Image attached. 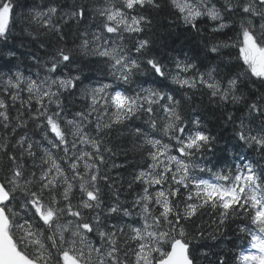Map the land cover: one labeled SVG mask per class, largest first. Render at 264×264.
Instances as JSON below:
<instances>
[{"label": "snow or ice", "instance_id": "6c2138e0", "mask_svg": "<svg viewBox=\"0 0 264 264\" xmlns=\"http://www.w3.org/2000/svg\"><path fill=\"white\" fill-rule=\"evenodd\" d=\"M262 89L264 0H0V264H264Z\"/></svg>", "mask_w": 264, "mask_h": 264}, {"label": "trees", "instance_id": "16d2710c", "mask_svg": "<svg viewBox=\"0 0 264 264\" xmlns=\"http://www.w3.org/2000/svg\"><path fill=\"white\" fill-rule=\"evenodd\" d=\"M20 2L23 4V3L26 2V0H20ZM27 2L30 4L31 0H27ZM42 2H43V0H36L37 4H40ZM69 2H71V0H69ZM17 12L18 13L21 12L19 8L17 9ZM166 15H167V13L165 11L164 13H161V15L156 17V21H157L158 25L160 24L161 20L166 17ZM167 19H171V17H167ZM20 31H21L20 24H19V21H17V25L13 29V35L15 36V40L13 41V38L10 37L9 43H14L16 48L19 49L18 55L20 53H26L28 51H36L37 50L36 47L32 43L29 42L28 38H23V37L20 36ZM169 31H171L173 33V35L170 36L169 35ZM178 31L179 30L176 29L175 26H173L171 29H168L167 28V24H166V20H165L164 26L163 27H157V30H156V33H155V39H156L157 48H159L161 51H164V49L161 47L162 45H164V44L171 45L172 40H176L175 47L177 49H180L181 45L185 44V40L186 39H187V41H189V43L184 47V51H189L191 48H195L197 45H200L201 47H203V44H202L200 38L196 37V36H193V35H191L189 33L180 32L179 37L177 38V32ZM219 39H224V37H219ZM22 44H23V47H21ZM168 50L170 51L171 49L169 48ZM189 54H191L190 51H189ZM225 55H227V51L226 50H225ZM21 58H23V57H21ZM262 90H264V89H262ZM249 102H251V101H249ZM207 103H208L207 102V98L205 97V104H207ZM212 108H214V106L210 105L209 106L210 110L206 113V116H207V120L210 121L209 127L212 128L214 133H216V132H219L221 130V128L223 126V121L222 120H218L216 118L219 115V110H216V112L214 113L213 111H211ZM229 110H234L233 106L229 105ZM236 115L239 116L240 113L237 112ZM230 131H231V128L229 126V132ZM129 159L131 160L132 157L129 156ZM115 160H116L117 163H123V157L122 156L121 157H116ZM129 171H131V169H127L126 171L121 173L125 177V180L128 179V172ZM111 174L115 177L116 174H117L116 170H113ZM124 187L127 188V184L126 183L124 184ZM124 198H126L125 194H122L121 195V199H124ZM203 219L205 221H207L208 220L207 215H204ZM197 223H200L199 219L197 220ZM205 227H208V225L205 224ZM208 230L211 231V228H208ZM206 243L211 245V244H214L215 242L209 240Z\"/></svg>", "mask_w": 264, "mask_h": 264}, {"label": "rangeland", "instance_id": "374dc122", "mask_svg": "<svg viewBox=\"0 0 264 264\" xmlns=\"http://www.w3.org/2000/svg\"><path fill=\"white\" fill-rule=\"evenodd\" d=\"M23 9H20V11H22Z\"/></svg>", "mask_w": 264, "mask_h": 264}]
</instances>
